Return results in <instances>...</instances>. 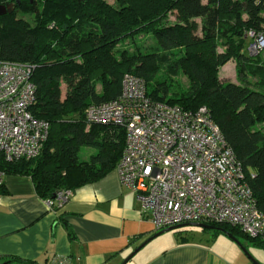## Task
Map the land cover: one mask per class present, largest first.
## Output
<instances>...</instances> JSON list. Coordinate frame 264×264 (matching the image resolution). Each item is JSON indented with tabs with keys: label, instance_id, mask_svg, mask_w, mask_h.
<instances>
[{
	"label": "trees",
	"instance_id": "1",
	"mask_svg": "<svg viewBox=\"0 0 264 264\" xmlns=\"http://www.w3.org/2000/svg\"><path fill=\"white\" fill-rule=\"evenodd\" d=\"M7 3L13 10L0 15V60L32 66L30 111L49 129L36 158L0 153L1 172L30 176L37 195L52 201L104 176L119 160L124 130L88 123L85 109L116 97L129 72L155 100L209 109L264 213V53L247 51L250 32H264V0H0ZM18 10L33 15L32 23ZM146 36L154 42L138 39ZM230 59L234 80L219 74ZM83 147L95 149L88 159ZM208 224L264 247L236 226Z\"/></svg>",
	"mask_w": 264,
	"mask_h": 264
},
{
	"label": "built area",
	"instance_id": "2",
	"mask_svg": "<svg viewBox=\"0 0 264 264\" xmlns=\"http://www.w3.org/2000/svg\"><path fill=\"white\" fill-rule=\"evenodd\" d=\"M249 54L264 50V32H250ZM28 63L0 60V153L6 160L39 156L49 123L30 111L35 98ZM88 123L124 130L115 168L121 185L140 202L155 231L186 222L227 223L264 240L259 209L242 162L205 105L191 110L153 99L144 79L124 73L112 99L85 109ZM4 173L0 171V185ZM71 191H58L61 207ZM47 264H69L53 256Z\"/></svg>",
	"mask_w": 264,
	"mask_h": 264
},
{
	"label": "crops",
	"instance_id": "3",
	"mask_svg": "<svg viewBox=\"0 0 264 264\" xmlns=\"http://www.w3.org/2000/svg\"><path fill=\"white\" fill-rule=\"evenodd\" d=\"M233 72L236 75L233 59L219 69L226 78ZM2 185L1 263L47 264L51 257L62 256L69 264H119L155 232L134 193L120 184L115 167L74 189L59 208L49 207L37 195L28 175L5 174ZM125 264L254 263L239 248L182 236L142 247Z\"/></svg>",
	"mask_w": 264,
	"mask_h": 264
},
{
	"label": "rangeland",
	"instance_id": "4",
	"mask_svg": "<svg viewBox=\"0 0 264 264\" xmlns=\"http://www.w3.org/2000/svg\"><path fill=\"white\" fill-rule=\"evenodd\" d=\"M107 1L110 3L114 2V0H107ZM1 6H2L1 10H4L5 13L7 11L13 10V4L12 3L1 4ZM16 15L19 17L22 16L24 19H26L30 23H32V21H33V15H31L28 12H22V11L18 10ZM173 18H174L173 16H170L171 21H173ZM138 39L142 43H144V45L152 44L154 42V40L150 36L141 37ZM118 47H120V45ZM176 78L182 85L187 84V78L183 73H179ZM229 78L232 80L236 79L235 73L233 72L231 77H229ZM98 88L100 89V85L98 86ZM62 89L64 92V85L62 86ZM93 149L94 148H91V147H83V149L81 151V157L83 159H88L89 153L91 151H94ZM182 236H185V237L190 236V237H194L197 239L200 238L202 240L208 239L209 242L214 243L215 245L220 246L222 248H231L232 247V248H239L240 250L243 251V248L241 247V245L237 241L232 239L229 235H227V233H225L221 230L214 229V228H201V227L192 226V225H186V226H182L180 228L174 229V230L164 232V233L154 237L152 240H150L147 244H145L143 246V248L144 247H146V248L150 247V245H154V243H157V242L159 243V241H162V239L173 240L176 238H180ZM234 236L239 240V242H241L244 245L246 252L250 256H252L253 258L257 259L259 262L264 264V247L263 246L257 245V244L256 245L252 244L251 239L246 237L242 233H236ZM243 253H245V252L243 251ZM245 255H246V253H245Z\"/></svg>",
	"mask_w": 264,
	"mask_h": 264
},
{
	"label": "water",
	"instance_id": "5",
	"mask_svg": "<svg viewBox=\"0 0 264 264\" xmlns=\"http://www.w3.org/2000/svg\"><path fill=\"white\" fill-rule=\"evenodd\" d=\"M2 6L0 5V15L4 14L5 11L1 10ZM186 225H192V226H197V227H201V228H214L213 225L207 224V223H201V222H186V223H181V224H177V225H173V226H169L160 230L155 231L153 234H151L149 237H147L145 240H143L138 246H136L119 264H125L139 249H141L145 244H147L150 240H152L154 237L170 231V230H174L177 228H180L182 226H186ZM227 233V235H229L232 239H234L235 241H237L241 247L243 248V251L246 253V255L249 257V259L254 263V264H263L261 262H259L257 259L253 258L252 256H250L246 250L245 247L241 244V242H239V240L231 233V232H225ZM0 264H5V263H0Z\"/></svg>",
	"mask_w": 264,
	"mask_h": 264
}]
</instances>
